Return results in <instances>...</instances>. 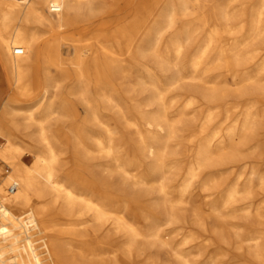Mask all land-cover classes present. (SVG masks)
<instances>
[{
	"label": "bare ground",
	"instance_id": "bare-ground-1",
	"mask_svg": "<svg viewBox=\"0 0 264 264\" xmlns=\"http://www.w3.org/2000/svg\"><path fill=\"white\" fill-rule=\"evenodd\" d=\"M153 3L0 0L1 65L15 90L30 100L21 108L11 98L0 112V132L9 130L0 145V160L9 168L5 174L0 168V264H264V173L257 189L251 178L258 173L257 165H264V104L246 102L240 118L232 121L230 115L240 104H229L223 119L221 102L229 89L185 72L180 57L191 30L184 40L180 35L171 40L168 52L174 53V61L160 47L159 37L153 41L149 26ZM173 11L168 14V25L174 22ZM251 11L245 25L228 5L222 9L224 29H216L190 60L192 71H198L222 33L243 31L240 39L223 45L203 69L207 72L221 65L229 69L234 64V92L239 96L264 91V0H256ZM113 23L118 26L110 37L111 45L97 49L88 42L89 36ZM141 29L144 32L139 34ZM16 49L21 53L16 54ZM153 56L164 70H176L167 75L163 89L151 78L152 92L136 103L134 120L127 118L137 128L135 119L146 120L147 135L138 130V149L152 158L149 168L156 170L157 184L135 199L155 197L166 216L148 219L143 227L139 219L128 217L129 213L136 216L131 207L121 206L126 189L117 179L104 180L95 169L107 167L112 176L128 174L124 154L114 144L116 134L109 129L106 105L114 104L127 117L112 97L123 86L116 81L141 71L150 77ZM64 83L79 96L80 104L58 96ZM170 88L189 90V97L177 105V96L168 93ZM195 103L200 109L208 104L207 113L199 121L184 120L186 109ZM176 105L179 108L174 111ZM55 116L65 120L67 130L76 136L85 159L83 175L76 172L82 165L77 153L72 159L66 152L67 132L48 126ZM155 127L160 131H153ZM16 130L43 144L33 151L32 165L21 160L24 147L16 140ZM182 132L183 139L176 140ZM197 134H203L202 139L190 166L182 172L172 147L182 140L192 142ZM249 159L256 163L249 165ZM138 160L133 159L137 167ZM70 163L73 174L64 167ZM232 174H238L235 181ZM131 180L149 183L136 176ZM12 185L16 186L13 192ZM190 194L216 200L206 209L215 219L210 224L196 213L194 228L183 233L182 244H177L172 242L175 233L189 220L181 219L178 209L187 204ZM237 210L253 219H226ZM67 216L72 218L60 219ZM188 243L206 255L203 261L191 258L193 250L182 246ZM164 251L167 258L161 256Z\"/></svg>",
	"mask_w": 264,
	"mask_h": 264
},
{
	"label": "rangeland",
	"instance_id": "rangeland-1",
	"mask_svg": "<svg viewBox=\"0 0 264 264\" xmlns=\"http://www.w3.org/2000/svg\"><path fill=\"white\" fill-rule=\"evenodd\" d=\"M153 2L154 9L149 19V26L152 32L153 41L155 42L159 37L160 47L163 51H165V53H169L171 60L174 61L176 57L173 52H170L171 40L176 35H180L184 40L186 38L187 31L191 30L192 33L190 38L187 41H184L183 53L180 57L181 65H184L183 67L185 68V72H188L189 74H196V76L202 77L204 80H208L209 82H219L222 88L229 89L230 92L228 93L227 97L221 102V117L223 119H225L227 115L225 109L229 104L234 105L237 102H239L240 104L238 109L231 113L229 121L240 118L239 116L242 114L243 106L248 101H258L259 103L264 104V91H255L254 93H251V95L245 96H239L238 93L234 92V90L236 89L235 80L233 78L234 72L232 70V68H234V64H231L229 66V69L225 67L226 65H221L211 71H203L207 63L215 58V55L219 51V49L223 45H230L235 39H240L244 35L243 31H238L235 33H222V35H220L217 40L213 42V48L208 56H206L200 69L198 71H192L190 66V60L192 59L193 54L195 53L198 46L204 44L205 40L211 34L215 33L216 29H224L226 23L220 15L222 9H227L228 5V9L234 10V12L237 14V19L239 18L245 25H248L252 12L251 8L256 3V0H153ZM164 3H166V8H163ZM171 11L174 12V22L171 25H168L167 18L169 12ZM116 26H118V24L116 25V23H113L110 26L103 28L102 30L96 31L91 36H89V38L91 37V39L88 42H92L97 49L99 47L101 48L102 44L105 43L111 45L112 40L110 39V37L116 29ZM143 32L144 29H141L139 31V34H142ZM168 50L170 51L168 52ZM150 66V77L148 76V74H146V72L141 71L133 78H118L116 81L117 83L123 84V86L114 94L112 93V97L114 98V100H116L118 105L121 106L122 111L127 116L126 118L122 117L114 104L106 105L107 108L105 111L108 116L109 129H111V131L116 134V140L114 144L116 147H119L124 154L125 168L128 174H122L123 176H112L110 175V171L107 167L100 166L95 169L101 176H103L102 178L104 180L117 179L118 182H120L121 186L126 189L124 193L127 198L125 200H122L121 206L122 208L131 207V211L135 213L136 216L134 217V214L129 213L128 217L130 219H139L140 224L143 227H147V225L149 224L148 219H165L166 216L164 214L163 207L155 197H147V195L146 198L142 199L141 201H137L135 199V196L137 194H144V191L147 189V187H152L153 185L157 184V182L154 181V178H156V170H152L149 168V164L152 158L149 157V155L146 153H141L138 149V146L140 145V135L138 130L141 129L144 134L147 133L148 126L146 124V120L143 118L135 119L139 127L137 128L136 126H132L127 118L133 119L134 107L136 103L140 101V99H144L145 97L149 96L152 92V87L150 85L151 78L160 86V88L163 89L166 87L168 82L167 75L172 74L176 70L174 67H168L164 70L158 64L156 56H153ZM251 69H255V66H253ZM197 83L198 81L195 82V84ZM262 84L264 85V78H262ZM250 86L251 85H248L247 87ZM71 91V89L66 88L64 83L62 89L58 91V96L64 100L68 99L72 103L80 104L79 96L77 94L71 93ZM168 93L170 95L177 96V105H179L189 97L190 91L170 88L168 90ZM11 98H13V104L21 108H25L26 104L30 101L28 97L21 95L17 90H15L11 81L9 82L8 74L2 67L0 61V112L4 103ZM196 98L198 100H201V97L197 94ZM259 103H256V106H258V108L260 107ZM197 104L195 103L186 109V115L183 116L184 120H188L189 122L199 121L205 116V114L207 113L208 104L204 105L203 109L197 108ZM157 105L158 104H155L152 108H156ZM177 105L174 107V111L179 108V106ZM258 113V119L262 120V113H260V111H258ZM48 126H52L54 127V129H59L63 132H67V141L65 143L66 152L71 155L72 159H75L73 158V156L75 155V153H77L82 165L76 170V172H78L79 175L85 174L86 169L84 167L85 159L83 151L81 147H78L76 145L77 141L74 133L70 130H67V122L65 120L57 119V117L55 116L48 123ZM153 131L158 132L160 130L158 127H155ZM8 133L9 130L7 131L6 129L0 132V145L5 142V135ZM16 133L17 142L24 147L23 154L21 155V160L25 164L32 165L34 161L33 151L37 149L36 146L39 148L43 147V144L38 143V141L29 139L24 132L18 133V131L16 130ZM183 134V132L180 133L179 137H177L176 140L183 139ZM202 136L203 134H197L192 142H188L187 140H182L177 144L176 141L173 142L176 145L172 148L178 153V155H176V158L180 159V163L177 169H181L182 172L188 169V167L190 166V162L193 159L194 151L200 143ZM148 139L149 142H151L152 139ZM134 158L139 159V167H137L135 163H133ZM255 163V159H249V165H254ZM257 166L258 173L251 175L253 184L255 185L254 189L258 188L259 176L260 174L264 173V165L260 164V166ZM64 167H67V172L71 171V174L74 173V167L71 166V163L68 165H64ZM0 168L3 170L4 174L7 173V170L9 169L1 160ZM242 169H244V167H241L239 170ZM237 175L238 174H232L234 181ZM135 176L144 178L148 180L149 183L146 185L133 184L131 182V179ZM95 178H97L98 180V177ZM197 181L198 179L195 178V185H197ZM198 190H200V188H198ZM215 201L216 200H212V198L205 197L203 195L190 194L187 204L178 209L177 214L179 217H181V219H189L188 223H181L183 226L181 225L177 229L172 242L182 244L183 233L187 232L191 228H194L192 219H196V213H198L199 217H201L202 219H208L210 224H212L215 216L207 214L206 209H210L211 207H213L216 203ZM254 211L255 206L252 208V212ZM71 218L72 217L67 216L60 219ZM226 219H239L245 222V219H253V216H247L242 211L237 210L231 214H228ZM182 246L185 249H188L190 247L193 250L191 254V258L193 260L201 262L203 261V259H205L206 255L196 247H193L192 243L183 244ZM149 247H151V249H155V247H153L151 243L149 244ZM161 256L163 258H167V254L165 253V251L163 254H161ZM223 260H225V258ZM173 264L176 263L173 262Z\"/></svg>",
	"mask_w": 264,
	"mask_h": 264
},
{
	"label": "built area",
	"instance_id": "built-area-1",
	"mask_svg": "<svg viewBox=\"0 0 264 264\" xmlns=\"http://www.w3.org/2000/svg\"><path fill=\"white\" fill-rule=\"evenodd\" d=\"M15 53H16V54L21 53V50L16 49V50H15ZM15 188H16V186H15V185H12V186L10 187V191L13 192V191L15 190Z\"/></svg>",
	"mask_w": 264,
	"mask_h": 264
}]
</instances>
